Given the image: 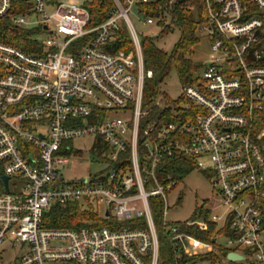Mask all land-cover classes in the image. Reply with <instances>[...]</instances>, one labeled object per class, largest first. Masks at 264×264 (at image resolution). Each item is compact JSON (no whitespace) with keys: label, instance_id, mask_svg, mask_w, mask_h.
<instances>
[{"label":"built area","instance_id":"1","mask_svg":"<svg viewBox=\"0 0 264 264\" xmlns=\"http://www.w3.org/2000/svg\"><path fill=\"white\" fill-rule=\"evenodd\" d=\"M114 1L110 16L91 26L83 4L0 0V18L21 3L13 23L42 28L43 45L41 53L28 52L0 39V160L10 177V190L0 194V245L8 233L15 245L29 244L15 264H159L152 202L158 198L173 264H203L190 259L215 245L227 258L230 252L243 257L228 258L229 264H264V0H205L208 24L199 32L213 37L211 53L199 83L183 92L201 110L193 118L145 126L144 83L153 72L145 71L130 12L152 0ZM122 19L134 47L112 51ZM143 20L154 26L158 19ZM111 110L132 116L110 118ZM90 135L109 146L101 156L109 161L106 171L65 182L57 169L68 161L62 154L70 141ZM176 154L192 157L216 189L218 201L204 209L208 218L200 210L183 221L203 231L214 224L216 242L166 218L167 192L179 180L159 169ZM76 201L93 203L100 213L105 202V217L115 226H46L54 204Z\"/></svg>","mask_w":264,"mask_h":264},{"label":"trees","instance_id":"2","mask_svg":"<svg viewBox=\"0 0 264 264\" xmlns=\"http://www.w3.org/2000/svg\"><path fill=\"white\" fill-rule=\"evenodd\" d=\"M19 4H14V9L7 16L0 18V39L19 47L28 52L41 53L42 45V28L20 27L13 23L12 17L20 10L17 9ZM86 6L91 14L90 25L94 26L105 21L115 9L114 0H86L82 3ZM140 16H153L158 19L162 26V33L172 30L177 26L181 29L180 40L175 45L172 52L165 51L156 43L159 35L147 36L141 40L145 71L151 70L152 77L145 79L143 106L147 110V115L142 119L145 126L149 122H172L181 120V118H193L198 110H201L185 96L178 100H168L166 106L157 104L156 99L159 96V86L172 69H176L183 87L187 84L199 83L200 76L197 73L205 67L195 62L192 58L194 47L200 41L198 36L199 25L208 24L207 4L205 0H152L149 3H141L137 6ZM264 18V15H262ZM41 36V37H40ZM213 37H210L212 40ZM134 43L130 31L126 25L121 24V28L116 34L115 39L110 44V50H127L130 51ZM101 139V138H100ZM103 141V150L109 152V146ZM103 151V152H104ZM107 163H109L106 158ZM128 163V161H127ZM111 167L116 164H110ZM109 166V167H110ZM107 167V169L109 168ZM110 167V168H111ZM192 167H196L194 159L188 155L176 154L172 158H166L162 168L159 169L161 174L172 173L180 181L183 175ZM4 163L0 160V194L6 192L2 176L4 175ZM95 175V173L93 174ZM153 203L158 204L160 199L153 198ZM154 207H157V205ZM203 216L208 218L209 210H202ZM88 220L89 222H84ZM46 226L50 228H79L82 226H115L114 218L102 217L98 207L89 203L84 206L82 203L70 202L66 206L54 204L45 214ZM157 231L159 234V264H173L175 262V253L172 248L168 233L160 221H156ZM183 231L195 235L205 241L212 242L213 237L218 234L214 224H210L208 230L203 231L198 226H187L184 222L180 223ZM212 252L202 254L190 260L198 259L203 264H221L223 259L227 258V251L215 245Z\"/></svg>","mask_w":264,"mask_h":264},{"label":"rangeland","instance_id":"3","mask_svg":"<svg viewBox=\"0 0 264 264\" xmlns=\"http://www.w3.org/2000/svg\"><path fill=\"white\" fill-rule=\"evenodd\" d=\"M65 2H72L82 4L86 0H63ZM54 10V8L52 9ZM130 17L138 31L140 39L153 34L159 35L156 38V43L165 51L172 52L177 42L180 40L182 31L179 27H172L171 31L162 33V26L156 21L154 26L144 24L143 16L139 15L137 6L132 8ZM122 25H126L124 19L121 21ZM200 41L194 47V54L192 58L195 62L206 65L211 53V40L209 36L198 33ZM202 68L197 75L203 72ZM159 96L156 99L166 106L168 100H178L183 96L184 87L176 69H172L166 78L159 86ZM156 101V103H157ZM108 116L113 118L115 116L128 117L132 116V112H124L123 110H111ZM71 148L62 155L68 157L66 163L57 165L60 169L59 175L65 182H77L79 178L90 177L99 171H106V159L102 160L103 141L99 137L93 135L78 137L69 142ZM105 152V151H104ZM218 201L216 189L211 184L208 175L198 169L192 167L180 179L179 183L170 191L167 192L168 209L166 218L170 223L183 222L189 219H194L200 210L210 209L214 202ZM105 202L101 203V215L105 217V209L107 208ZM221 210L220 212H222ZM162 209L154 207V216L156 221H161ZM114 215V211H112ZM84 222H89L88 220ZM224 237L220 236L219 244H223ZM30 252V246L27 242H21L18 245L14 244V237L8 233L4 242L0 245V264H15L17 258L22 254ZM53 264H80L76 262L71 263H53ZM221 264H229L226 259H223ZM231 264H242L233 261Z\"/></svg>","mask_w":264,"mask_h":264},{"label":"water","instance_id":"4","mask_svg":"<svg viewBox=\"0 0 264 264\" xmlns=\"http://www.w3.org/2000/svg\"><path fill=\"white\" fill-rule=\"evenodd\" d=\"M2 180H3V183H4L5 190L9 191L10 190V186H9L10 177L8 175H3L2 176ZM107 215H108V212H107ZM213 241L216 242L217 238H214ZM228 258L231 259V260H238V259H242L243 257L241 255L235 253V252H230L228 254Z\"/></svg>","mask_w":264,"mask_h":264}]
</instances>
